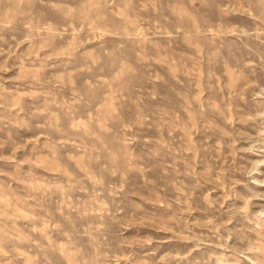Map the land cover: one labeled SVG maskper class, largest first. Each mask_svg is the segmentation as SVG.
Segmentation results:
<instances>
[{
  "label": "rangeland",
  "instance_id": "rangeland-1",
  "mask_svg": "<svg viewBox=\"0 0 264 264\" xmlns=\"http://www.w3.org/2000/svg\"><path fill=\"white\" fill-rule=\"evenodd\" d=\"M0 264H264V0H0Z\"/></svg>",
  "mask_w": 264,
  "mask_h": 264
}]
</instances>
